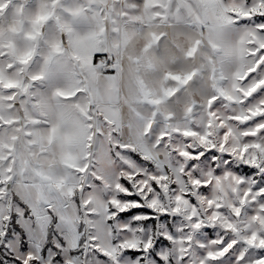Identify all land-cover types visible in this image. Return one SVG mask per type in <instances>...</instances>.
<instances>
[{
	"label": "snow or ice",
	"instance_id": "1",
	"mask_svg": "<svg viewBox=\"0 0 264 264\" xmlns=\"http://www.w3.org/2000/svg\"><path fill=\"white\" fill-rule=\"evenodd\" d=\"M0 208L20 264H264V0H0Z\"/></svg>",
	"mask_w": 264,
	"mask_h": 264
},
{
	"label": "rangeland",
	"instance_id": "2",
	"mask_svg": "<svg viewBox=\"0 0 264 264\" xmlns=\"http://www.w3.org/2000/svg\"><path fill=\"white\" fill-rule=\"evenodd\" d=\"M130 199H135L131 197ZM135 211V210H133ZM3 215V209L0 208V216ZM15 227L9 224L0 223V264H20L21 259L27 253L23 251L25 243L29 245V251H35L37 245L33 243L32 234L28 231V224L24 220L14 221ZM5 232L7 234H5ZM25 233H28L27 237ZM43 244L46 254L45 264H58L61 256L68 258V248L64 245L65 239H62L56 232H49L47 242ZM88 264H103V261H97L95 257L88 260Z\"/></svg>",
	"mask_w": 264,
	"mask_h": 264
}]
</instances>
